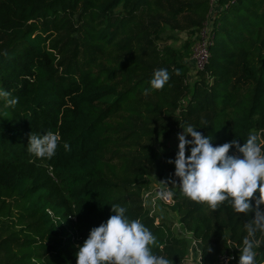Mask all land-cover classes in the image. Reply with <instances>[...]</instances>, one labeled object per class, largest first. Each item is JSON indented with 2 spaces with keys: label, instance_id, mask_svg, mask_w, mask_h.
Masks as SVG:
<instances>
[{
  "label": "trees",
  "instance_id": "trees-1",
  "mask_svg": "<svg viewBox=\"0 0 264 264\" xmlns=\"http://www.w3.org/2000/svg\"><path fill=\"white\" fill-rule=\"evenodd\" d=\"M202 33L208 58L196 68ZM158 69L170 76L161 90ZM0 89L18 98L0 97V264H76L113 205L153 233V254L181 264L189 242L144 205L152 178L174 193L203 261L240 255L254 213L213 212L165 187L179 184L177 151L155 146L192 125L213 146L255 133L264 151V0H0ZM47 132L61 137L56 153L37 158L28 137Z\"/></svg>",
  "mask_w": 264,
  "mask_h": 264
},
{
  "label": "clouds",
  "instance_id": "clouds-1",
  "mask_svg": "<svg viewBox=\"0 0 264 264\" xmlns=\"http://www.w3.org/2000/svg\"><path fill=\"white\" fill-rule=\"evenodd\" d=\"M169 79L166 69L155 70L151 88L161 90ZM145 94H148L147 89ZM0 97L5 98L10 106L18 103V98H10L9 91L0 89ZM60 139L58 133L47 132L42 136L31 133L27 149L37 158L51 159ZM177 139V155L168 163H174V176L179 184L174 180L160 183L165 187L169 183L179 187L186 198L207 205L213 212L226 203L245 217L254 213V218L245 224L247 235L243 239L238 264H257L255 249L261 246V242L256 239V233H264V210L260 207L264 205V151L258 135L250 133L242 146L235 139L213 146L211 136H204L188 125ZM189 147L190 154L186 156ZM64 148L69 150L70 146L65 144ZM232 148L240 155H229ZM159 195L169 200L174 193L167 190ZM111 211L114 214L105 223L91 229L83 245L77 247L76 264H172L168 258L153 254L156 237L139 219L130 221L125 215L126 208L119 205H113ZM231 259L228 257L225 264Z\"/></svg>",
  "mask_w": 264,
  "mask_h": 264
},
{
  "label": "rangeland",
  "instance_id": "rangeland-1",
  "mask_svg": "<svg viewBox=\"0 0 264 264\" xmlns=\"http://www.w3.org/2000/svg\"><path fill=\"white\" fill-rule=\"evenodd\" d=\"M203 39L204 41H206L205 35ZM200 43L201 42L197 44L195 50L198 48V45H200ZM181 132L182 130L177 131L175 134L171 136V138L167 142H164L163 144L157 142V145L155 146V150L159 153L175 151V150L178 151L179 141L177 139V136ZM186 139H191V137H186ZM162 189L163 188L158 183L157 179L155 178L150 179L149 189L143 194L142 197L144 205L147 211L149 212V215L155 217L154 220L155 225H157L160 221L163 220L168 225V227H170L171 231L176 237H184L182 226L181 229L176 227L180 224L179 214H177L175 211L172 210L171 207L168 206V203H170L169 200H164L159 195ZM73 221L75 220L73 219ZM197 258H198V254L194 252L192 255L188 256L187 259L182 261L181 264H196Z\"/></svg>",
  "mask_w": 264,
  "mask_h": 264
},
{
  "label": "built area",
  "instance_id": "built-area-1",
  "mask_svg": "<svg viewBox=\"0 0 264 264\" xmlns=\"http://www.w3.org/2000/svg\"><path fill=\"white\" fill-rule=\"evenodd\" d=\"M201 37H202L201 38L202 41H201L200 45H198V48L194 51V54H193V61L195 63L196 68H202L204 63L207 61V58H208V54H207V51L205 49V43H204L205 41L203 39L204 33L201 34ZM169 202L170 203H168V206L170 207L173 204L172 198L169 199ZM181 226L182 225L180 223L176 227L181 229ZM183 235H184V237H182V238L186 239L189 242V254H188V256L192 255L194 252H196L198 254L196 264H225V261L227 260L228 257L233 258L230 261H228V264H238L239 256H235L232 252L231 253H224V254L218 256L217 259L214 261H203L201 258V243L199 241L193 239L191 234L186 232L185 229H183ZM261 264H264V262H262Z\"/></svg>",
  "mask_w": 264,
  "mask_h": 264
}]
</instances>
